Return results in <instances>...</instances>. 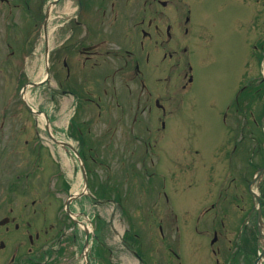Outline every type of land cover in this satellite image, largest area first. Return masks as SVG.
<instances>
[{
    "label": "flooded vegetation",
    "instance_id": "obj_1",
    "mask_svg": "<svg viewBox=\"0 0 264 264\" xmlns=\"http://www.w3.org/2000/svg\"><path fill=\"white\" fill-rule=\"evenodd\" d=\"M195 23L184 0H0V133L5 135L0 138L4 145L0 155L2 162L5 158L10 162L0 169V264H56L60 249L54 243L68 237L61 231L64 219L58 213L48 217L50 205L42 197L26 200L25 192L31 189L21 180L29 181L39 167L35 149L46 144L42 125L51 141L50 128L58 141L73 143L87 161H97L93 143L104 140V135L92 137L96 125L102 134L127 129L123 137L112 138L123 142L142 140L144 130L156 123L166 129V120L181 108L185 91L195 82L194 55L199 53L206 65L215 60L213 34H204L203 25ZM246 72L245 66L222 111L226 133L235 138L228 137L212 155L220 164V176L229 177L231 184L201 215L219 205L206 231L212 230L220 244L213 251L225 262L231 258V264H260L259 254L264 253V195L259 219V201L250 194ZM45 87L52 110L31 102L36 110L30 111L26 95ZM59 97L77 104L72 115L66 113L69 104L64 109L69 115L64 127L53 121ZM21 110L33 119L31 138L22 137L27 126ZM60 126L67 138L60 137ZM22 145L29 152L26 172L15 159L9 160L11 151H19L10 146ZM156 148L161 149L160 144ZM66 149L69 157L76 156ZM154 154L158 156L159 150ZM65 182L61 179L59 187ZM69 219L75 225L73 217Z\"/></svg>",
    "mask_w": 264,
    "mask_h": 264
},
{
    "label": "rangeland",
    "instance_id": "obj_2",
    "mask_svg": "<svg viewBox=\"0 0 264 264\" xmlns=\"http://www.w3.org/2000/svg\"><path fill=\"white\" fill-rule=\"evenodd\" d=\"M185 3L186 7L193 9L194 21L196 19V23L203 25L204 34H213L211 49L215 60L206 65L201 62L199 53L194 55L195 82L183 95L187 99L181 112L178 111L179 116L166 120V129L154 124L149 130H144L142 140L123 142L114 141L111 137L121 138L127 129L118 130L115 134L111 130L102 134L100 126L96 125L92 137L104 135V140L93 143L97 161H87L88 167L93 169L89 172L90 193L78 201L74 200L72 205L75 211L87 213L82 219L100 238L97 242L91 239L89 251L92 264H98L95 259L105 264H231V258L225 262L223 255L213 252L211 235L206 233V220L197 219L204 203L214 200L221 187H228L230 182L220 177V164L210 173L203 169L200 171V165L210 163L219 144L229 137L222 123V111L225 102L238 88L242 69L248 67V79L258 76L260 69L264 71V65L260 67L258 59L263 50L257 51L254 47L255 44L263 46L264 36L258 35L254 29L258 20H264V0H185ZM263 31L264 23L260 33ZM246 59L249 65H244ZM170 94L173 95L172 92ZM251 95L258 101L251 103L249 110L261 115L256 112L255 105L264 102V92L249 93V97ZM28 99L48 111L52 110L53 103L46 87L29 91ZM68 104L69 100L59 97L53 112V121L62 127L70 115L66 116L64 111ZM71 104L73 102L70 107ZM24 111L23 122L27 128L22 137L31 138L33 119L27 110ZM256 118L259 119L258 116ZM251 121L247 131L250 153L261 154L262 126H256ZM61 126L57 129L59 135L67 138ZM43 127L44 124L40 132L43 140L46 137V145L40 143L35 149L40 163L37 172L29 181L26 177L21 179L32 193L27 188L25 197L26 200L32 195L42 197L50 205L47 206L48 217L58 213L65 221L61 231L65 230L68 237L54 243L60 248L56 264H86L83 256L84 229L80 225L72 230V221L64 209V202L70 193L81 192L84 188L79 160L76 156L69 157L62 146L55 145L45 135ZM2 137L5 135L0 133ZM158 144L161 149L156 148ZM3 147L0 144V150ZM12 148L19 151H11L9 160L15 159L14 162L25 170L29 162L27 147L10 146ZM156 149L159 150L158 156L154 154ZM9 163L7 158L2 162L0 155V169L3 164L4 168H8ZM58 164L62 166L60 177L53 174V171L58 172ZM197 167L199 173H195ZM253 172L251 170L249 179ZM61 179L68 181L64 188L59 187ZM229 195H232L231 188ZM251 205L249 195L247 207ZM209 215L214 217L215 210ZM128 229L139 234L138 245L143 252V260L127 244H133L132 239L127 241L124 238ZM107 258L112 262L109 263Z\"/></svg>",
    "mask_w": 264,
    "mask_h": 264
},
{
    "label": "water",
    "instance_id": "obj_3",
    "mask_svg": "<svg viewBox=\"0 0 264 264\" xmlns=\"http://www.w3.org/2000/svg\"><path fill=\"white\" fill-rule=\"evenodd\" d=\"M83 169H84V173H85V176H86V171H85V166L83 165ZM264 172V168L261 170L260 174L258 176H261V174ZM76 196H79V195H73V197H70L68 199V201L66 202L67 204V210L70 211V208H69V204H70V201H71V198H75ZM89 235V232L87 230V236ZM88 244V240L86 242V245Z\"/></svg>",
    "mask_w": 264,
    "mask_h": 264
},
{
    "label": "trees",
    "instance_id": "obj_4",
    "mask_svg": "<svg viewBox=\"0 0 264 264\" xmlns=\"http://www.w3.org/2000/svg\"><path fill=\"white\" fill-rule=\"evenodd\" d=\"M97 253V252H96ZM100 264H102V263H100Z\"/></svg>",
    "mask_w": 264,
    "mask_h": 264
},
{
    "label": "bare ground",
    "instance_id": "obj_5",
    "mask_svg": "<svg viewBox=\"0 0 264 264\" xmlns=\"http://www.w3.org/2000/svg\"><path fill=\"white\" fill-rule=\"evenodd\" d=\"M91 228V227H90Z\"/></svg>",
    "mask_w": 264,
    "mask_h": 264
}]
</instances>
